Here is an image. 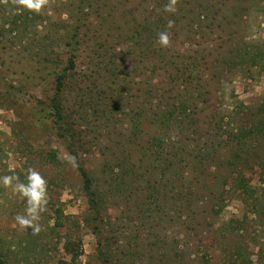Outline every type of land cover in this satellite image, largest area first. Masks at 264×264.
Returning a JSON list of instances; mask_svg holds the SVG:
<instances>
[{
    "label": "rangeland",
    "instance_id": "rangeland-1",
    "mask_svg": "<svg viewBox=\"0 0 264 264\" xmlns=\"http://www.w3.org/2000/svg\"><path fill=\"white\" fill-rule=\"evenodd\" d=\"M182 1L177 0L176 11H184L186 4ZM234 1L186 3L204 4L213 13L220 5L229 8ZM169 3L47 0L36 13L17 11L16 0H0V177L16 175L19 182L27 184L28 170L33 169L47 182L48 200L46 211L37 221L41 231L32 234L15 220L26 209V199L13 190L17 181L8 187L0 183V248L8 255L6 264L68 261L63 253L68 237L80 239L77 264H103L102 259L108 264H264V186L259 180L260 160L254 158L261 155L262 146L250 142V156L241 163L231 165L232 159L226 160L235 146L234 135L255 124L250 112L264 101L263 64L252 66L253 60L249 61L264 52V0H254L246 16L233 27L211 35H191L187 40L186 18L181 14L177 22L169 19L167 15L175 14L165 11ZM161 20L174 21L177 34H169L166 47L155 39L149 50L161 46L165 59L174 56L179 62L182 57L187 61L196 56L195 73L201 71L206 83L205 98L190 102L194 106L187 110L189 117H182V133L173 130L161 134L159 154L163 162L153 169L148 192L140 179L132 180L137 184L127 185L124 173L130 171L131 163L109 173L117 179L122 175L124 181L118 185L105 191V182L98 183L104 220L101 233L95 236L91 224H85L87 198L79 176L56 138L48 115L54 79L73 56L76 69L68 73L64 83L63 106L71 127L81 130L76 147L85 167L101 180L104 157L110 155V151L104 153L107 134L113 131L108 125L114 124L116 132L126 138L133 134L130 116L135 101L145 95L153 73L148 61L138 66L133 62L132 51H138L115 40L116 28L127 23L131 28L141 24L149 29ZM230 39L235 44L229 45ZM241 41L244 52V48L237 47ZM228 45L234 51L241 50L240 58L246 56L248 64H230L224 71L217 70L220 55ZM113 57L119 59L118 63L123 61L119 72L121 79L129 83L113 95L128 102L117 108L115 117L109 115L103 120L100 100H95L96 95L92 98L97 88L96 93L103 88L94 86L98 82L93 83L92 76L104 60ZM94 108L100 110L98 114ZM149 115L141 133L144 139L157 133ZM176 149H183L185 155H175ZM136 160L133 157L137 163L134 171L145 178L146 166ZM237 176L243 178V185H248L253 195L241 194L236 188ZM217 188L218 193L212 195ZM149 191L160 194L147 197Z\"/></svg>",
    "mask_w": 264,
    "mask_h": 264
},
{
    "label": "trees",
    "instance_id": "trees-1",
    "mask_svg": "<svg viewBox=\"0 0 264 264\" xmlns=\"http://www.w3.org/2000/svg\"><path fill=\"white\" fill-rule=\"evenodd\" d=\"M167 1L170 2V0H166V2ZM253 2L254 0H235L234 4H232L229 8L220 5L212 13L204 4H200L198 2L197 4H191L189 2L186 3V0H183L182 4H186L184 7L185 12L179 9L175 12V14L167 16L169 19H174L177 22V15H184V18H186L187 29L185 28V30L188 35V37H186L187 40L191 39L189 37L191 35H211L216 34L217 32L225 31L224 29L226 27H233L237 20H242V18L246 16V13L250 10L252 4H254ZM162 9L164 10L163 5ZM116 30L117 36L115 40H120L123 47L130 45L132 46V49H137L138 53L135 51L132 52L134 59L138 61L136 62L133 59V62L137 63L138 66L139 63L148 61V65L153 67V73L149 83L146 85L148 88L146 90L144 89L145 95H141L139 102L135 101L136 106L130 116V130H132L133 134L130 137L127 136L126 138L123 134H121V132H116V126H114V124L108 125V128L110 127L113 131L109 130L107 134L108 136L106 138L104 153L110 151V155L107 154L104 157L105 164L100 169L103 171L101 180L96 179L95 176L92 175V172L85 167L76 147L80 139L79 134L81 130H79V128L74 129L71 127L63 106L62 97L64 83L68 77V73L76 69L75 59L73 56H70L67 59L63 70L56 74L54 79L53 94L47 105L49 112L48 115L51 119L52 129L54 130L56 138L64 145L68 158L75 157L76 167H73L72 164L71 166L79 176L82 191L87 198L88 217L85 224H91L90 230L95 236H98L101 233V225L104 220L100 202L101 200L99 199L100 195L97 192L100 188L98 183H100V181L105 182V191H108L111 186L118 185L122 182V180L124 181L122 175H119V179H117L115 177H111L109 173H114L115 169L120 170L123 164L131 163V172L126 171L124 173L125 180L128 178L127 185L128 183L130 185L137 184L132 180L137 182V179H140L143 187L145 185L147 186L144 190L148 192L149 178H152V171L156 166L161 165L163 162V157L161 153L159 154V150L161 149L163 142L161 134L165 132H173V130H175L174 132L182 133L185 124L182 117H189L188 114L190 112L187 110L188 108L190 110L191 106H194L190 104V102H194L199 99L204 100L206 94V91L204 90L206 83L202 79V75L199 74L201 71H199L198 74L195 73L197 68L196 56L187 58V61H183L184 59L182 57V62H179L178 58L174 56H170L165 59L166 54L164 49L160 48L161 46H157L153 49V53L149 50V47L154 45V40L158 39L161 32L167 31L168 34H173V36L177 34V31H175L173 27L168 28V22L161 20L154 25V27L149 29L143 28L141 24L134 25L131 28L127 26V23H123L117 27ZM148 30L150 31L147 34ZM188 42H190V40ZM229 42L232 43L229 45H233L236 41L230 39ZM262 43V48L264 49V41ZM238 44L237 47L241 49L244 48L242 41ZM229 45L228 48H225L220 55L222 59L221 62L220 59L218 60V66L220 69L218 68L217 70L224 71L225 68H229L230 64H233L234 66L248 64L245 63L246 56L243 57V55H241L240 58L239 54H241V50L238 51V49H236L234 51L231 46L229 47ZM244 51L245 48L243 49V52ZM194 54L196 55V53ZM103 58L105 59L106 55ZM107 59L104 60L102 62L103 65L98 68V71L95 73L96 76H92V82H98V85L95 84L94 86H100L103 88V90L99 93H96L98 90L97 88L94 92V96L92 97L94 99L96 95L98 99L95 98V100H100L99 105H101V111H103L101 112L97 108H94L93 110L97 114L100 111L99 114L103 120H108L109 115L115 117L117 108H121L122 103L127 104L125 102H128L127 98L117 99V96L114 97L117 90L120 89L122 85L126 86L129 84L128 81L126 83V79H121V73L119 72V69L123 66V61L118 63L119 59L114 57L112 60L111 58ZM250 60H253L251 62L252 66L263 64L262 68H264V52H261L256 57H251L249 61ZM154 78L155 81L152 82ZM248 112L250 111L248 110ZM148 115L152 119V126L156 127L157 133L154 131V134H151L147 139H144L143 136H141V133L144 130V120H146V116ZM250 116L255 120V124L249 130L246 129L243 133H237L234 135L232 143L235 146L234 149L228 151L226 160L229 162V160L232 159V161H230L231 165H235L238 162L241 163L245 160V157L250 156L247 154V148L251 147L250 142H254V144H257L258 146L261 145V155H256L254 158H258L260 160L257 164L261 177L259 180L260 184L264 186V101L260 102L253 112H250ZM243 149L246 150V155H244L245 152L242 151ZM183 152V149H176L174 153L177 156L180 154L185 155ZM133 157H136V161H138V159L142 160L143 164L146 166L144 169L145 173L148 176L143 178L136 174L134 168L137 163L133 162ZM50 158L53 160L55 157L54 155H51ZM154 159L159 160L157 161ZM201 161L204 164L208 163L206 160ZM96 176H98V174H96ZM235 182H237L236 188L240 189L242 195L248 196L254 194V192L249 189L248 185H243L242 177L237 176L235 178ZM124 184L125 183H123V185ZM156 191L159 190L156 189ZM217 193L218 188L216 189V192H212V195H216ZM145 194H147V197L153 198L159 196L160 192L157 194H150L149 191V193ZM63 253L68 256L69 259L68 261H59L58 264H77V259L81 254L80 239H71L70 237L66 238L63 243ZM7 260V253L3 252L0 248V264H6ZM102 262L103 264H108L106 259H102Z\"/></svg>",
    "mask_w": 264,
    "mask_h": 264
},
{
    "label": "clouds",
    "instance_id": "clouds-1",
    "mask_svg": "<svg viewBox=\"0 0 264 264\" xmlns=\"http://www.w3.org/2000/svg\"><path fill=\"white\" fill-rule=\"evenodd\" d=\"M46 2L47 0H16V4L18 5L17 11L26 9L30 12L39 13ZM176 2L177 0H170V3L165 7V11L175 13ZM173 24L174 21L169 20L168 28L173 27ZM158 43L162 47H166L169 44V34L167 31L159 34ZM69 162L73 167H76L75 157H69ZM27 180L28 182L25 184L19 182V178L16 175L0 177V183L5 187L12 185L13 181H17L13 190L19 192L26 199L25 214L17 215L15 217L16 223L22 229H30L32 234H38L41 231V226L37 221L40 219V214L46 211L48 203L47 182L33 169L28 170Z\"/></svg>",
    "mask_w": 264,
    "mask_h": 264
}]
</instances>
